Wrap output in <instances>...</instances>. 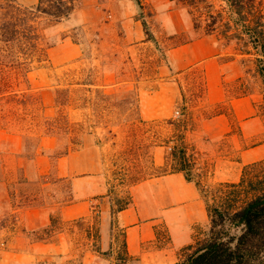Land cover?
<instances>
[{
	"label": "rangeland",
	"instance_id": "1",
	"mask_svg": "<svg viewBox=\"0 0 264 264\" xmlns=\"http://www.w3.org/2000/svg\"><path fill=\"white\" fill-rule=\"evenodd\" d=\"M44 41L46 60L2 101L1 116L8 115L0 119V264H138L126 252L117 214L133 203L138 182L167 168L175 128L184 130L189 153L202 154L194 180L214 186L255 162L247 176L264 177V83L255 55L196 30L182 5L80 0L68 18L46 27ZM34 97L44 119L63 125L66 117L72 134H46L44 125L27 130ZM241 97L254 107L245 117L248 135L231 112ZM220 114L229 121L223 132ZM133 121L139 128L131 131ZM69 138L76 143L60 154ZM254 149L263 156L249 154L240 164ZM203 160L222 176L214 169L208 179L200 175ZM209 226L196 232L202 237Z\"/></svg>",
	"mask_w": 264,
	"mask_h": 264
},
{
	"label": "trees",
	"instance_id": "2",
	"mask_svg": "<svg viewBox=\"0 0 264 264\" xmlns=\"http://www.w3.org/2000/svg\"><path fill=\"white\" fill-rule=\"evenodd\" d=\"M135 1L141 6V0ZM172 1L188 10L196 30L233 40L241 54L255 55L264 83V0ZM79 4L80 0H37L34 5L0 0V119L8 115L1 116L2 101L16 96L20 86L27 84L28 73L34 64L46 60V27L68 18ZM143 25L149 37L151 33L147 30L146 21ZM38 102V97L32 98L27 130L38 133L36 130L44 125L46 134H72V124L66 117L60 118L63 125L52 124L51 118L44 119L40 114L42 107H36L40 105ZM17 119L20 120L18 122L26 121L24 116ZM137 120L145 123L141 118ZM170 123L176 124L172 120ZM128 127L133 131L139 128V124L133 121ZM131 133L130 136L133 135ZM172 137L176 141L166 157L167 168L156 175L182 171L187 179L194 180L192 169L197 158L188 152L184 130L175 128ZM68 141L60 154L68 153L70 143H76L73 138ZM36 148L37 145L30 156ZM255 164L257 162L246 164L237 182L225 181L209 186L202 179L194 180L204 197L210 226L202 237L196 232L193 242L180 250L176 264H264V177L247 176V170ZM199 174L204 175L203 172Z\"/></svg>",
	"mask_w": 264,
	"mask_h": 264
},
{
	"label": "crops",
	"instance_id": "3",
	"mask_svg": "<svg viewBox=\"0 0 264 264\" xmlns=\"http://www.w3.org/2000/svg\"><path fill=\"white\" fill-rule=\"evenodd\" d=\"M231 110L234 120L240 122L242 133L248 135L246 124L251 120L245 117L253 114L251 101L244 97L234 100ZM224 115L218 116V120L222 122V132L228 129L229 123L228 117L226 119ZM215 133L221 132L217 130ZM36 149L29 158L37 155ZM256 150L242 153L240 164L248 161L249 154L255 156L252 159L263 156H258L260 152ZM193 153L197 161L203 158L200 152L195 150ZM203 163V174L208 179L213 176L214 164L212 169V164L208 161L203 160ZM217 167L214 169V175L221 177ZM229 175L228 180H218L239 181L241 168ZM73 185L75 190H78V181L74 180ZM135 188L133 203L120 209L117 214V222L124 231L126 252L136 258L138 264H176L180 259V250L193 242L196 227L208 226L210 223L200 189L195 181L187 179L182 171L151 176L138 182ZM62 213H66L65 207L62 208ZM163 228L166 229V237L163 236Z\"/></svg>",
	"mask_w": 264,
	"mask_h": 264
}]
</instances>
